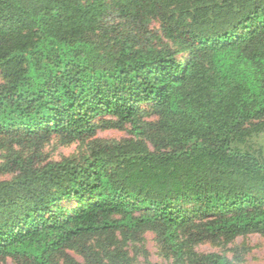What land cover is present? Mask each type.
Masks as SVG:
<instances>
[{
    "label": "trees",
    "instance_id": "16d2710c",
    "mask_svg": "<svg viewBox=\"0 0 264 264\" xmlns=\"http://www.w3.org/2000/svg\"><path fill=\"white\" fill-rule=\"evenodd\" d=\"M117 6L157 18L168 42L99 33L106 0H0V177L13 176L0 179V264H56L68 250L133 264L87 243L147 231L181 264H240L195 246L264 235V0ZM144 105L158 118L148 131ZM101 116L135 138L40 162L45 142L92 135Z\"/></svg>",
    "mask_w": 264,
    "mask_h": 264
},
{
    "label": "rangeland",
    "instance_id": "374dc122",
    "mask_svg": "<svg viewBox=\"0 0 264 264\" xmlns=\"http://www.w3.org/2000/svg\"><path fill=\"white\" fill-rule=\"evenodd\" d=\"M108 10L99 24V33L116 39L131 41L136 47L143 48L151 44L162 46L167 41L161 21L148 13L142 17H125L118 9L119 0H106ZM2 76L0 75V80ZM139 126L148 131L150 125L157 121L156 115L146 105L142 106ZM96 129L92 135L82 137L53 136L45 142L38 154L41 163L60 161L64 158L83 161L93 153V148L109 142H122L135 138L133 126L130 123L120 124L116 119L104 116L97 118ZM141 139H146L141 135ZM148 142V140H147ZM150 143V142H148ZM153 149V146L149 144ZM255 148H264V134L254 140ZM24 156H29L33 150L27 147H15ZM4 153L0 152V162H4ZM12 175L1 176L2 180L12 179ZM87 245L94 258L107 259L116 251L126 252L133 264H181L170 250L151 231L141 233L125 240L121 233L113 237H98L88 241ZM200 254L219 253L240 264H264V235L249 234L237 237L231 241L222 239L219 242L205 241L195 246ZM72 260L56 259V264H88L80 253L68 250ZM7 264H16L11 257L6 258Z\"/></svg>",
    "mask_w": 264,
    "mask_h": 264
}]
</instances>
